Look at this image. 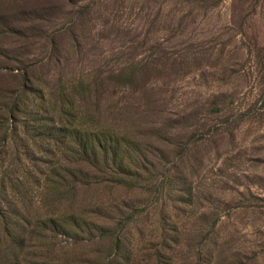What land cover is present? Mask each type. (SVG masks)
I'll list each match as a JSON object with an SVG mask.
<instances>
[{
	"label": "rangeland",
	"instance_id": "1",
	"mask_svg": "<svg viewBox=\"0 0 264 264\" xmlns=\"http://www.w3.org/2000/svg\"><path fill=\"white\" fill-rule=\"evenodd\" d=\"M23 77L0 264H264V0H0V112ZM64 96L116 164L29 129Z\"/></svg>",
	"mask_w": 264,
	"mask_h": 264
},
{
	"label": "trees",
	"instance_id": "2",
	"mask_svg": "<svg viewBox=\"0 0 264 264\" xmlns=\"http://www.w3.org/2000/svg\"><path fill=\"white\" fill-rule=\"evenodd\" d=\"M20 85L21 93L19 94V96L22 95V100L18 99L17 97L8 100L6 99L5 103L2 106V112H0V125L6 126L4 137H6L7 140H10L12 135L15 133L16 126L20 122L21 117L24 116V114L28 113V111L25 112L28 103L27 101L30 100V94L32 91H34L33 87L28 86L26 77H23L21 79ZM81 85L82 82H78L77 86L79 87ZM49 103L50 107L41 110V112L35 113L29 111V113H33V119L30 121V123H33V126H31L29 129L35 128L38 135L48 141H51L53 137H55L54 132L56 131H63L64 137H70V139L74 141L80 136L84 137V143L74 144V147L72 149L74 153H80L84 155V158L95 161L96 164L97 162H101L104 164H106V162H110L112 164L117 163L119 149L121 148V139H119L112 131H97L96 129H94L95 127L92 125V123L88 124L89 127H87V129H83L82 133H80L79 131H69L67 129V126L72 122L71 112L73 111L74 104L66 96L61 99L58 97H56L55 99L51 98L49 99ZM40 108H42V106L38 107V109ZM88 110L90 111V109ZM56 117H58L59 123H62L61 127L59 128H57L54 123ZM24 120L27 125L28 121L26 119ZM26 139H29V135L26 136ZM35 146L41 145H37L35 142ZM74 164L77 165L78 161H75ZM73 167L75 171L78 168L75 165ZM51 176L54 175L47 174V176L44 177V180H46L45 182L47 184L50 183ZM12 181L14 180L11 179L9 183ZM5 182V179H2L0 181V190L6 188L7 185ZM58 184L59 180L53 185L57 186ZM11 187H15V184L11 185Z\"/></svg>",
	"mask_w": 264,
	"mask_h": 264
}]
</instances>
